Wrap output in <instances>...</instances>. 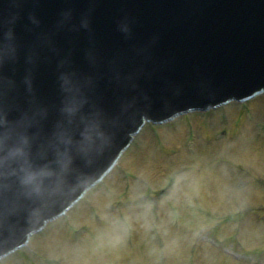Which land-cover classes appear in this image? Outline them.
<instances>
[{
  "label": "water",
  "instance_id": "95a60500",
  "mask_svg": "<svg viewBox=\"0 0 264 264\" xmlns=\"http://www.w3.org/2000/svg\"><path fill=\"white\" fill-rule=\"evenodd\" d=\"M13 12L20 16L16 31L25 52L36 41L37 35L47 45L40 52L34 72L35 102L41 119L37 143L51 139L61 120L57 76L63 70L62 63L70 62L73 69L79 66L87 69L91 67L90 63L116 54V51L101 50L100 41L109 29L120 27L124 21L130 25L132 34L147 33L148 38L138 46L141 49L131 46L118 51L133 64H142L151 57L159 60L146 83L155 80L159 87H165L162 102L172 105L174 110L177 107L171 101L189 103L201 96L208 99L215 95V80H221L231 71L238 55L248 49L264 48V0H0V17L11 19ZM85 20L89 21L87 28L84 27ZM101 26H105V30L96 35ZM260 58L251 70L256 77L264 75V61L259 62ZM8 71L13 74L11 69ZM105 72L106 75L95 79L100 81L92 82L90 97L91 103L105 115L107 139L98 143L87 157L76 156L67 176L71 180L78 177L84 181L75 186L70 196L93 179L119 151L128 131V127H121V124L137 112L131 107L137 99L134 96L137 83L131 67L120 64L116 68L114 62ZM23 74L22 53L15 72L17 80ZM166 78L171 82L165 86L162 79ZM53 102L54 107H44ZM120 128H124L119 135L121 139L115 143L114 137ZM156 128L166 129V125ZM44 134L45 138L40 139ZM70 196L59 202L56 209ZM37 198V202L29 207L39 204L41 198ZM18 203L19 199H10L7 205L16 207ZM48 213L39 212V217ZM30 225H23L18 231L19 236ZM9 237L6 236V241Z\"/></svg>",
  "mask_w": 264,
  "mask_h": 264
},
{
  "label": "rangeland",
  "instance_id": "374dc122",
  "mask_svg": "<svg viewBox=\"0 0 264 264\" xmlns=\"http://www.w3.org/2000/svg\"><path fill=\"white\" fill-rule=\"evenodd\" d=\"M254 107L257 109L245 113L239 125L236 123L238 113H230L228 121L222 122L216 112L201 118L191 115L185 120H176L175 124L166 125V129L147 127L119 161L113 174L70 211L68 221L60 220L49 226L44 234L33 238L28 251L26 248L0 264H157L159 257H155L153 263L156 230L149 232L150 224L156 226L153 221H159L158 236L164 239V249H158L156 254H162L164 264H225L227 258L220 259L219 252L215 251L219 243L215 244L214 240L210 248L202 243L206 237H215L221 244L228 245L238 241L248 253H263L264 225L258 218L248 216L246 223L250 227L244 223L241 230L231 226L225 231L218 215L247 203L258 204L264 192L251 195L247 190L241 196L238 190L229 188V178L222 166L208 164L216 159H231L249 164L264 175L261 165L264 164V142L251 147L244 140L251 139L249 136L264 123V106ZM229 109L225 110L229 112ZM224 127L232 132L239 127L243 135L236 143L225 140L215 143L209 139L214 130ZM190 132L194 133L196 141L192 148H186L184 141ZM217 162L224 164V161ZM166 175L175 177L176 183L165 203L138 208L136 201L131 199L146 195L150 190H161L166 185ZM127 183L131 186L129 191ZM172 186L173 182L170 189ZM169 190L161 194H168ZM118 194L123 200H119ZM151 210L155 213L153 217ZM97 212L100 219L95 215ZM117 215L120 224H117ZM175 222L180 227H176ZM69 225L90 229L82 227L71 233ZM132 227L134 246L129 247L126 238ZM230 232L231 236H225ZM155 243L158 247L161 245L160 240Z\"/></svg>",
  "mask_w": 264,
  "mask_h": 264
},
{
  "label": "clouds",
  "instance_id": "9594fccd",
  "mask_svg": "<svg viewBox=\"0 0 264 264\" xmlns=\"http://www.w3.org/2000/svg\"><path fill=\"white\" fill-rule=\"evenodd\" d=\"M19 19L18 12L11 13V19L0 17V178L13 175L28 194L41 195L63 183L77 155L87 157L98 143L106 141L105 115L91 103L93 78L73 69L70 62L62 63L57 76L61 120L46 144L37 143L41 120L34 72L47 45L37 35L25 52L16 31ZM88 25L85 20L84 27ZM121 30L131 35L126 21ZM22 53L24 74L17 80Z\"/></svg>",
  "mask_w": 264,
  "mask_h": 264
},
{
  "label": "bare ground",
  "instance_id": "6f19581e",
  "mask_svg": "<svg viewBox=\"0 0 264 264\" xmlns=\"http://www.w3.org/2000/svg\"><path fill=\"white\" fill-rule=\"evenodd\" d=\"M204 122H206V121H204ZM143 131H144V129L141 131V133H140L139 135H141V134L143 133ZM132 146H133V143H132V145L129 147V149H128L127 151H129V150L131 149ZM120 160H121V159H120ZM120 160H119V161H120ZM119 161H118V163H119ZM114 169H115V168H114ZM114 169L112 170V172H111L110 174L113 173ZM110 174H109V175H110ZM75 206H76V205H75ZM75 206H74V207H75ZM74 207H73V208H74ZM47 228H48V227H46V228L44 229V231H45ZM36 241H38V243H39V242H40V243L42 242L41 240H36Z\"/></svg>",
  "mask_w": 264,
  "mask_h": 264
}]
</instances>
